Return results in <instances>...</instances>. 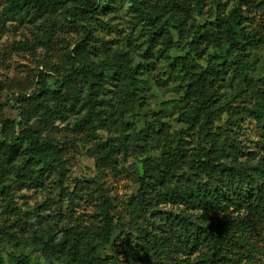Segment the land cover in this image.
<instances>
[{
    "label": "rangeland",
    "instance_id": "rangeland-1",
    "mask_svg": "<svg viewBox=\"0 0 264 264\" xmlns=\"http://www.w3.org/2000/svg\"><path fill=\"white\" fill-rule=\"evenodd\" d=\"M8 3L0 0L1 264H72L67 249L45 258L35 241L58 234L81 246L83 234L102 228L105 200L115 230L110 244L96 247L103 264H206V247L180 251L182 223L228 229L254 245L253 264H264V238L253 216H202L164 200L166 188L183 186L184 172L195 174L187 164L169 166L176 176L168 186L139 193L157 177L165 144L197 162L205 133L218 162L256 166L264 160V118L256 110L258 101L264 104V0H81L77 6L94 10L74 17L67 1L52 13L29 8L6 18ZM216 9L225 22L240 15L249 41L244 48L226 52V27L214 23ZM178 19L185 21L181 42L165 25ZM199 25L211 28L204 39L195 36ZM105 61L128 63L137 72L135 86L124 73L105 70L98 114L90 115L83 106L86 87L72 69ZM202 70L209 72L204 88L213 108L230 104L206 129L193 85ZM170 101L176 104L166 106ZM23 131L53 144L51 166L30 160L26 140L16 143ZM20 256L23 262L16 261Z\"/></svg>",
    "mask_w": 264,
    "mask_h": 264
},
{
    "label": "trees",
    "instance_id": "trees-1",
    "mask_svg": "<svg viewBox=\"0 0 264 264\" xmlns=\"http://www.w3.org/2000/svg\"><path fill=\"white\" fill-rule=\"evenodd\" d=\"M8 5L4 8L3 16L10 15L21 16L27 9L35 8L37 11L52 13L56 11L67 1H72L76 9L74 17H80L82 14L92 12L94 9L85 10L77 6L81 0H8ZM137 4V2H136ZM137 10L146 15L150 22L153 24L155 19L152 14L146 12L140 6ZM218 9L214 12V23H225L226 33L225 39L228 42L226 52L229 53L234 50L244 48L245 44L249 41L245 33L240 28L239 17L235 14L229 21L220 16ZM70 16V13H66ZM212 24V23H211ZM177 31L180 41L185 38V21L176 20L175 24L165 23ZM201 31H196L197 38H206L209 35L208 26L199 25ZM190 43V47H192ZM110 68L124 73V78L135 86L137 72L128 63L123 61H105L97 67H93L88 62L79 63L77 68L72 69V76H79L86 87L87 95L83 101V106L88 108L90 115L98 114L95 105L97 101V92L102 84V77H104L105 70ZM201 68V67H198ZM209 72L201 71L196 75V80L193 83L198 97L197 111H202L205 115V121L201 123L203 129H206V123L219 116V113L228 110L230 104H226L221 108H213L212 96L204 88L205 75L208 77ZM204 76V78H202ZM242 94L240 93L235 98L240 100ZM264 97H261L263 100ZM176 104V101L167 102L166 106ZM256 110L264 118V104L257 103ZM21 139L28 142L30 160L37 163L43 162L45 166H51L53 158L48 155L53 150V144L47 140L39 138L27 131H23L21 137L17 138L16 143ZM19 140V141H18ZM8 144L9 147L12 145ZM214 151L212 140L205 133L202 143L199 145L197 162L186 158L184 149L180 148L177 152L172 151L168 144L164 145V153L161 156L159 163V172L154 181L142 183L139 193L145 195L150 189L155 190L156 186H168V184L175 178L176 174L169 166L173 162H182L187 164L189 171L196 170L195 174H188L184 172V181L182 187L166 188L162 197L164 200H169L172 203H180L189 206L193 210L202 212V216L208 213L215 215L222 214L229 216V213L249 214L253 216L260 225L262 235L264 238V160L258 162L256 166L252 164L218 162L215 157L211 156ZM164 163V164H163ZM164 168H163V166ZM192 177H195L192 180ZM147 178V175L146 177ZM151 179V177L149 178ZM180 179V177H179ZM198 180V181H197ZM164 188V187H163ZM105 207L102 210V223L101 229L93 232L91 236L88 234L82 235V245L79 246L73 237L52 235L46 240L37 239L34 245L39 248L45 258H56L63 253L65 249L68 254L73 257L72 264H103V261L96 252L97 246H105L110 244L115 230V224L110 217V202L105 200ZM256 224H254V228ZM223 234L224 236H222ZM179 244L178 247L181 252L193 251L195 252L198 247H206L209 250V257L203 259L202 262L206 264H253L249 260L255 252L253 244L240 240L234 232L227 230L213 231L211 228L201 229L189 228L188 224H181L179 227ZM264 240V239H263ZM97 242V243H96ZM160 251L157 250V253ZM25 259L20 256L16 261L23 262ZM246 260V261H245ZM245 261V262H242ZM2 261H0V264Z\"/></svg>",
    "mask_w": 264,
    "mask_h": 264
}]
</instances>
